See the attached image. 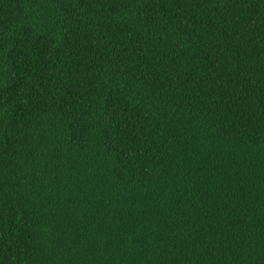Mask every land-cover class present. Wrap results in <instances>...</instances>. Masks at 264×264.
<instances>
[{"label": "trees", "instance_id": "1", "mask_svg": "<svg viewBox=\"0 0 264 264\" xmlns=\"http://www.w3.org/2000/svg\"><path fill=\"white\" fill-rule=\"evenodd\" d=\"M0 264H264V0H0Z\"/></svg>", "mask_w": 264, "mask_h": 264}]
</instances>
